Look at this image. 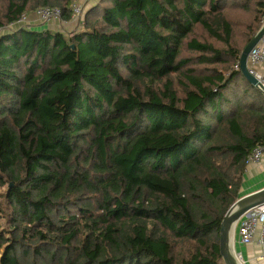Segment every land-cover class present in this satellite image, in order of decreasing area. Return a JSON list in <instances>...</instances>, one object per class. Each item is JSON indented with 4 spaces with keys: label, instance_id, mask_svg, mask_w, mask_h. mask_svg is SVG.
Instances as JSON below:
<instances>
[{
    "label": "trees",
    "instance_id": "1",
    "mask_svg": "<svg viewBox=\"0 0 264 264\" xmlns=\"http://www.w3.org/2000/svg\"><path fill=\"white\" fill-rule=\"evenodd\" d=\"M70 5L4 0L0 27ZM88 5L72 32L0 34V264H225L221 222L264 143V95L235 68L264 0Z\"/></svg>",
    "mask_w": 264,
    "mask_h": 264
},
{
    "label": "built area",
    "instance_id": "2",
    "mask_svg": "<svg viewBox=\"0 0 264 264\" xmlns=\"http://www.w3.org/2000/svg\"><path fill=\"white\" fill-rule=\"evenodd\" d=\"M86 0H71V16L79 17L83 13V5ZM36 20L40 24H48L54 21H60L61 10L57 7H38L34 12ZM264 21V16H263ZM29 26V18L26 13L20 18L5 27H0V34L7 30H13L16 27ZM239 62L235 65L238 68ZM247 68L249 72L258 80L259 91H264V33L258 42L251 48L247 56ZM264 160V143L252 149L246 159V166H254ZM237 242L240 245H247L256 242L261 248V258L264 259V202L247 210L236 222ZM232 252L240 264L245 261L241 252L237 251L232 243Z\"/></svg>",
    "mask_w": 264,
    "mask_h": 264
},
{
    "label": "water",
    "instance_id": "3",
    "mask_svg": "<svg viewBox=\"0 0 264 264\" xmlns=\"http://www.w3.org/2000/svg\"><path fill=\"white\" fill-rule=\"evenodd\" d=\"M264 33V21L262 25L255 33V35L250 39L247 45L241 52L239 57V68L242 75L245 79L255 88L259 89L258 80L249 72L247 68V56L251 48L258 42ZM264 95V91L262 92ZM264 202V187L254 191L250 194L241 196L233 203L230 208L227 210L224 215L220 230H219V239H220V253L225 262V264H238L236 261L233 252H232V243H233V231L236 225L237 220L250 208Z\"/></svg>",
    "mask_w": 264,
    "mask_h": 264
},
{
    "label": "crops",
    "instance_id": "4",
    "mask_svg": "<svg viewBox=\"0 0 264 264\" xmlns=\"http://www.w3.org/2000/svg\"><path fill=\"white\" fill-rule=\"evenodd\" d=\"M87 2H89V0H86V3ZM29 18L34 22L31 25L29 23V26L50 27V23L45 25H40V23L36 20L34 13L30 15ZM263 187H264V160H262V162L259 163L258 165L250 166L246 169V172L244 173L243 176L239 195L241 197L250 194L254 191H257ZM234 238L236 239L235 249L241 252L246 264H264V259L261 258V248L255 241L247 245L238 244L237 229Z\"/></svg>",
    "mask_w": 264,
    "mask_h": 264
},
{
    "label": "rangeland",
    "instance_id": "5",
    "mask_svg": "<svg viewBox=\"0 0 264 264\" xmlns=\"http://www.w3.org/2000/svg\"><path fill=\"white\" fill-rule=\"evenodd\" d=\"M94 1H97V0H89V2H94ZM89 2L85 3L83 5V13L79 16V17H72L71 14H70V19L69 20H63V18L60 19V21H54V22H51L50 23V27H52L53 29H59L61 30L62 32L64 33H68V32H72L78 28L81 27L82 23H83V19H84V16H85V11H86V8L89 6ZM3 5H4V0H0V8H3ZM32 13H27V16L28 18L30 17V15H32ZM29 23L30 25L32 23H34L32 20H30L29 18ZM36 24V23H35ZM40 25H45V24H40ZM54 25V26H53ZM38 27V26H36ZM195 35L197 36V38L201 39V40H210L211 38H209L207 36V34L205 33V31H203L202 29H198L195 31ZM176 86V84H175ZM177 88V87H176ZM248 167L245 168V172H246V169ZM244 172V173H245ZM5 192V186H0V193H4ZM8 217H9V208H8V205L5 203L4 200H2V213H1V219H0V223L2 225V227L4 229H7L9 226V222H8ZM235 232H236V225L234 227V231H233V236L235 237ZM235 244L236 246V239L233 238V245ZM233 248V247H232ZM231 248V249H232ZM235 248V247H234ZM243 257V256H242ZM237 261V260H236ZM238 262V261H237ZM246 264V263H244Z\"/></svg>",
    "mask_w": 264,
    "mask_h": 264
},
{
    "label": "bare ground",
    "instance_id": "6",
    "mask_svg": "<svg viewBox=\"0 0 264 264\" xmlns=\"http://www.w3.org/2000/svg\"><path fill=\"white\" fill-rule=\"evenodd\" d=\"M238 261V260H237ZM238 264H240V262L238 261Z\"/></svg>",
    "mask_w": 264,
    "mask_h": 264
},
{
    "label": "clouds",
    "instance_id": "7",
    "mask_svg": "<svg viewBox=\"0 0 264 264\" xmlns=\"http://www.w3.org/2000/svg\"><path fill=\"white\" fill-rule=\"evenodd\" d=\"M262 93V92H261Z\"/></svg>",
    "mask_w": 264,
    "mask_h": 264
}]
</instances>
